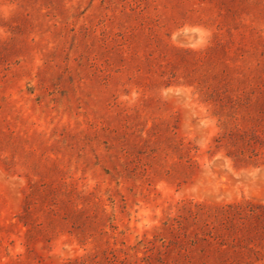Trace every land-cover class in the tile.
<instances>
[{
    "label": "rangeland",
    "instance_id": "374dc122",
    "mask_svg": "<svg viewBox=\"0 0 264 264\" xmlns=\"http://www.w3.org/2000/svg\"><path fill=\"white\" fill-rule=\"evenodd\" d=\"M0 264H264V0H0Z\"/></svg>",
    "mask_w": 264,
    "mask_h": 264
}]
</instances>
